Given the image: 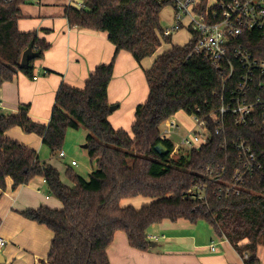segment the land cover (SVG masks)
Segmentation results:
<instances>
[{
  "label": "trees",
  "instance_id": "1",
  "mask_svg": "<svg viewBox=\"0 0 264 264\" xmlns=\"http://www.w3.org/2000/svg\"><path fill=\"white\" fill-rule=\"evenodd\" d=\"M28 1H0V86L19 72L34 77L35 61L51 46L37 31L20 30L21 6ZM82 1L86 4L83 9L66 8L69 25L107 33L116 47L113 60L96 67L84 88L62 83L47 124L31 119L29 105H21L16 113L0 115L2 192L8 189V179L17 189L43 177L48 193L62 203L60 209L41 206L21 212L54 234L48 258L42 264H110L108 249L117 232L126 233L132 247L147 251L152 243L149 228L164 220L179 219L209 223L242 256L249 254L245 264H261L258 249L264 244V170L248 176L246 190L240 195L220 197L221 183L210 179L208 168L214 163L225 166L231 177L238 167L236 153L222 149L221 143L227 137L232 140L243 136L250 139L254 150H259L264 146L262 123L236 127L227 122L222 134L214 133L202 149L176 157L171 156L173 144L160 137L161 126L173 115H192L197 108L208 112L220 104L215 93L221 90L229 70L212 66L200 55H191L197 36L186 45H178L172 44V35H163L161 13L165 6H172L171 0ZM32 42L40 55L23 68L22 55ZM163 42L172 47L158 54ZM237 44L264 59V28L245 33ZM123 50L139 63L156 56L153 66L145 71L149 95L136 108L131 132L114 128L109 120L113 105L108 90L116 56ZM13 127L42 137L52 156L62 151L69 129L86 128L90 131L87 149L95 169L87 179L70 166L65 173L70 183L64 182L60 171L42 161L38 151L7 135ZM159 144L168 152H158ZM200 181L209 186L205 200L187 194ZM137 196L151 201L141 208L122 205L123 200Z\"/></svg>",
  "mask_w": 264,
  "mask_h": 264
},
{
  "label": "crops",
  "instance_id": "2",
  "mask_svg": "<svg viewBox=\"0 0 264 264\" xmlns=\"http://www.w3.org/2000/svg\"><path fill=\"white\" fill-rule=\"evenodd\" d=\"M65 3L66 0H30L21 6L20 30L37 31L39 37L51 46L43 58L35 61L34 75L37 79L19 72L12 81L0 86V115L16 113L21 105H29L31 119L47 124L62 83L84 88L96 67L113 60L116 47L108 34L71 27L65 16ZM155 58L149 57L139 63L130 52L123 50L117 54L108 90L109 102L117 106L109 116L114 128L131 132L136 108L149 95L145 71L153 66ZM181 120L186 121V115ZM7 135L38 152L43 149L42 137L27 133L21 127L11 128ZM42 161L57 168L66 182L63 173L69 165L65 168L57 162ZM41 206L62 207L61 201L48 193L43 177H36L17 189H13V181L8 179L7 191L3 193L0 188V236L7 240V244L0 247V255L3 256L0 264H42L47 260L53 232L21 213ZM153 227L154 230L148 234L152 243L147 251L132 247L126 233L117 232L108 249L110 264H243V256L233 244L216 233L207 222L194 224L186 219L164 220ZM213 244L215 250H212ZM262 251L264 244H260L258 249L261 264H264Z\"/></svg>",
  "mask_w": 264,
  "mask_h": 264
},
{
  "label": "built area",
  "instance_id": "3",
  "mask_svg": "<svg viewBox=\"0 0 264 264\" xmlns=\"http://www.w3.org/2000/svg\"><path fill=\"white\" fill-rule=\"evenodd\" d=\"M171 1L173 19L169 26L164 27L163 35L171 36L186 29L190 40L197 36L191 55H200L212 66L229 70L224 74L221 90L215 93L220 104L208 112L201 108H197V112L192 115L183 112L186 122H191L186 130L180 123L185 121L179 122L178 113L163 123L165 127L161 126L160 137L173 144L171 156L202 149L211 141L214 133L222 134L227 122H232L236 127L259 123L264 127V59L258 58L243 44H237V40L245 33L264 28V0H207L206 3L203 0ZM65 7L83 9L86 4L82 0H66ZM33 78L38 77L34 75ZM221 148L232 149L236 153L238 167L229 177L225 166L214 163L208 168V176L221 183L218 190L220 197L240 195L246 190L248 176L264 170V146L254 150L250 139L240 136L232 140L227 137L221 143ZM59 155L66 157L63 150ZM71 163L77 164L76 160ZM208 188V184L200 181L187 194L205 200ZM6 244L7 240L0 236V247ZM212 250H215L214 244ZM248 257L249 254L245 253L243 264Z\"/></svg>",
  "mask_w": 264,
  "mask_h": 264
},
{
  "label": "rangeland",
  "instance_id": "4",
  "mask_svg": "<svg viewBox=\"0 0 264 264\" xmlns=\"http://www.w3.org/2000/svg\"><path fill=\"white\" fill-rule=\"evenodd\" d=\"M36 3V2H31ZM173 7L170 5H167L164 7L161 13V23L164 27L169 26L170 22L173 19ZM189 33L186 29L180 30L178 32H175L172 35V43L178 44V45H186L188 43ZM170 46V44L163 42L162 46L159 47L158 51L163 52L167 50V48ZM172 47V46H171ZM186 114L183 112H179L177 117L179 119V122L182 121ZM183 123V130H186L187 127L190 126L191 122H180ZM163 128L165 125L162 126ZM90 134V131L87 130L84 127H81L80 129H69L66 135V139L64 141L62 150L66 153V157L61 158L59 154L57 156L52 157L51 151L49 147L43 146L42 151H39L40 158L42 160L46 161H52L57 162L60 164V167L65 168L69 165L71 166L77 173L82 175L85 178H89V174L92 172V170L95 169V165L92 164L88 149L84 147L86 144V138L87 135ZM76 160L77 164L76 166L72 165L71 160ZM63 178L66 182H69L68 178H66L65 173H63ZM151 200L149 198H144L142 196H137L130 199L123 200V205H132L135 208H141L143 205L148 204ZM151 230H154V227L152 226L148 230V234H151ZM263 250V249H261ZM262 253V258L264 260V251Z\"/></svg>",
  "mask_w": 264,
  "mask_h": 264
},
{
  "label": "water",
  "instance_id": "5",
  "mask_svg": "<svg viewBox=\"0 0 264 264\" xmlns=\"http://www.w3.org/2000/svg\"><path fill=\"white\" fill-rule=\"evenodd\" d=\"M40 55V52H37L34 48V43L32 42L30 46L24 51L21 59V66L23 68H27L30 65V61L37 58ZM117 108L116 105H113L111 107L112 110H115ZM85 148L88 147L87 144L84 145ZM157 151L162 153V152H168V149L165 145L159 144L157 146ZM2 255H0V258L2 259Z\"/></svg>",
  "mask_w": 264,
  "mask_h": 264
}]
</instances>
